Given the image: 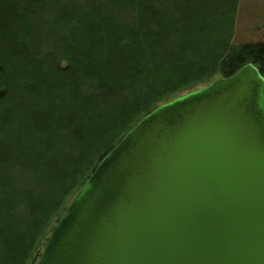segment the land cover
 Segmentation results:
<instances>
[{"label": "trees", "instance_id": "1", "mask_svg": "<svg viewBox=\"0 0 264 264\" xmlns=\"http://www.w3.org/2000/svg\"><path fill=\"white\" fill-rule=\"evenodd\" d=\"M237 6L0 0V25L22 26L0 28V264H34L69 198L161 103L249 64L264 78V42H233Z\"/></svg>", "mask_w": 264, "mask_h": 264}, {"label": "water", "instance_id": "2", "mask_svg": "<svg viewBox=\"0 0 264 264\" xmlns=\"http://www.w3.org/2000/svg\"><path fill=\"white\" fill-rule=\"evenodd\" d=\"M36 264H264V78L246 65L144 116Z\"/></svg>", "mask_w": 264, "mask_h": 264}, {"label": "rangeland", "instance_id": "3", "mask_svg": "<svg viewBox=\"0 0 264 264\" xmlns=\"http://www.w3.org/2000/svg\"><path fill=\"white\" fill-rule=\"evenodd\" d=\"M234 18H235V20H234L235 24H234V31H233V36H232L234 43L264 42V0H238V6L236 9V16ZM8 19L15 20V15L14 14L10 15ZM21 27L22 26H18L17 28H12L9 25L8 26L3 25V24L0 25L1 30L2 29L7 30V32L10 33V35H14V33L16 31H19ZM30 64L31 63L26 64V66H28V67H25V70L24 69L23 70L17 69V70L13 71V73L14 72L19 73V74H16L17 75L16 79H24L25 77H27L32 72L31 71L32 65H30ZM17 71H19V72H17ZM26 72H29V73H26ZM216 78H218V77L214 76L210 82L191 87V88H189V90L181 92L180 94L177 95V97L170 99L166 103H168L174 99H177V98L181 97L182 95H186L190 92H193L195 90L203 88L204 86L211 84L214 79L216 80ZM218 79H220V78H218ZM23 96H24L25 100L28 101L30 99L29 97H31V92H25ZM28 103H29V101H28ZM166 103H161V105L166 104ZM1 111L2 110H0V112ZM75 195H76V193L73 194L69 198L70 201L68 200V202L66 204V208L68 207L69 203L71 202V198ZM53 227H55V223L51 224L52 229H53ZM48 237H49V235L47 236V238ZM45 243H44V245H45ZM43 248H44V246L39 248V254L40 255L42 253ZM37 261H38V259H36V262ZM36 262H34V264H36Z\"/></svg>", "mask_w": 264, "mask_h": 264}, {"label": "bare ground", "instance_id": "4", "mask_svg": "<svg viewBox=\"0 0 264 264\" xmlns=\"http://www.w3.org/2000/svg\"><path fill=\"white\" fill-rule=\"evenodd\" d=\"M205 87V86H204ZM196 91V90H195ZM191 93V92H190ZM193 93V92H192ZM75 196H73L72 198H71V201L73 200V198H74ZM70 201V200H69ZM70 204V203H69ZM69 206V205H68ZM62 216H63V214H62ZM61 216V217H62ZM57 224V223H56ZM56 226V225H55ZM55 227H53V229H54ZM53 231V230H52ZM51 234V233H50Z\"/></svg>", "mask_w": 264, "mask_h": 264}]
</instances>
